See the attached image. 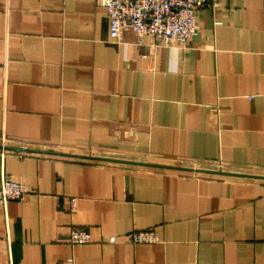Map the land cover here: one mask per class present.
Instances as JSON below:
<instances>
[{
    "label": "crops",
    "instance_id": "0c3cea01",
    "mask_svg": "<svg viewBox=\"0 0 264 264\" xmlns=\"http://www.w3.org/2000/svg\"><path fill=\"white\" fill-rule=\"evenodd\" d=\"M194 14L116 41L100 0H0V167L29 192L0 264H264V0Z\"/></svg>",
    "mask_w": 264,
    "mask_h": 264
},
{
    "label": "built area",
    "instance_id": "2783aa9c",
    "mask_svg": "<svg viewBox=\"0 0 264 264\" xmlns=\"http://www.w3.org/2000/svg\"><path fill=\"white\" fill-rule=\"evenodd\" d=\"M110 17V35L113 40H120L123 30L130 28L138 40L144 36L159 38L166 44L177 40L187 42L196 30L194 10L197 7L215 5L219 0H100ZM6 138H3L5 145ZM25 147V146H23ZM5 154V153H3ZM0 200H24L29 194L27 188L16 181L0 167ZM72 208L76 200H71ZM92 239L91 232L82 227L72 228L69 240L73 244L87 243ZM133 243H153L159 241L154 228L134 230L128 236ZM110 241L117 242L112 236Z\"/></svg>",
    "mask_w": 264,
    "mask_h": 264
},
{
    "label": "water",
    "instance_id": "95a60500",
    "mask_svg": "<svg viewBox=\"0 0 264 264\" xmlns=\"http://www.w3.org/2000/svg\"><path fill=\"white\" fill-rule=\"evenodd\" d=\"M7 149H12V150H18V151H28L30 150V148H26V147H23V146H3Z\"/></svg>",
    "mask_w": 264,
    "mask_h": 264
}]
</instances>
